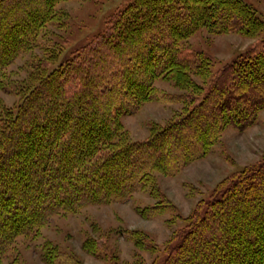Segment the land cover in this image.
<instances>
[{
    "label": "trees",
    "instance_id": "obj_1",
    "mask_svg": "<svg viewBox=\"0 0 264 264\" xmlns=\"http://www.w3.org/2000/svg\"><path fill=\"white\" fill-rule=\"evenodd\" d=\"M60 1L0 0V87L4 68L36 43ZM201 28L254 36L264 20L243 0H130L76 52L54 65L47 52L18 104L0 110V262L18 236H39L54 215L124 202L148 185L155 193V171L174 175L228 126L255 123L264 108V38L212 72L208 57L181 45ZM158 78L183 90L171 98L184 108L131 140L120 118L159 97ZM99 243L84 246L95 252ZM43 258L82 264L49 244ZM154 264H264V157L222 180Z\"/></svg>",
    "mask_w": 264,
    "mask_h": 264
},
{
    "label": "rangeland",
    "instance_id": "obj_2",
    "mask_svg": "<svg viewBox=\"0 0 264 264\" xmlns=\"http://www.w3.org/2000/svg\"><path fill=\"white\" fill-rule=\"evenodd\" d=\"M128 1H60L55 6L56 19L44 25L36 43L4 68L0 110L18 104L21 91L30 86L31 73L48 51L56 55L53 65L68 57L102 31L107 18ZM243 1L264 20V0ZM260 38H264V28L254 36L235 32L214 34L201 28L182 40L181 45L208 57L211 71L215 72ZM193 77L202 85L205 82L200 76ZM154 86L159 97L145 101L136 112L120 118L131 140L147 138L155 124L168 122L184 108V102L171 98L183 92L172 81L158 78ZM262 157L264 108L255 123L246 129L228 126L205 156L188 163L174 175L155 171V193L148 185L135 190L124 202L93 203L76 212L56 214L41 228L39 236H18L13 249L0 264H46L43 258L46 244L82 264L159 263L174 232L185 224L194 208L207 200L222 180ZM153 205L158 209L148 215ZM133 231L146 237L151 246L137 244L131 237ZM87 240L100 242L95 252L86 250Z\"/></svg>",
    "mask_w": 264,
    "mask_h": 264
},
{
    "label": "bare ground",
    "instance_id": "obj_3",
    "mask_svg": "<svg viewBox=\"0 0 264 264\" xmlns=\"http://www.w3.org/2000/svg\"><path fill=\"white\" fill-rule=\"evenodd\" d=\"M166 204V203H165ZM156 205V204H155ZM155 205H153V206H155ZM169 206V205H168ZM171 206H173V205H171ZM161 209V208H160ZM146 214V213H145ZM147 215V214H146Z\"/></svg>",
    "mask_w": 264,
    "mask_h": 264
}]
</instances>
